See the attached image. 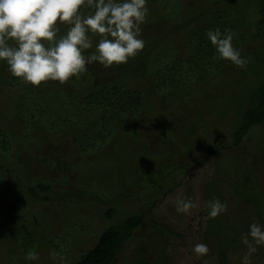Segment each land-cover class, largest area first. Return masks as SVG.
Returning a JSON list of instances; mask_svg holds the SVG:
<instances>
[{"label": "rangeland", "instance_id": "rangeland-1", "mask_svg": "<svg viewBox=\"0 0 264 264\" xmlns=\"http://www.w3.org/2000/svg\"><path fill=\"white\" fill-rule=\"evenodd\" d=\"M166 1L168 4L163 5L156 0H148L146 6L149 11L140 33L145 44L136 56L126 63L108 67L95 61L87 64L100 83L115 81L119 79L118 73L129 69L144 74V91L147 87L152 92H148L150 96L147 99L150 111L145 116H141L145 112L138 115V120L144 118L145 122L135 126L124 117H116L118 130L116 128L111 134L113 138L95 144L93 148L87 147L86 151L74 145L69 133L72 128L70 131L66 126L61 128L68 132L64 138L47 136L39 129L30 130V137L25 140L23 131L26 129L13 125L9 119L5 122L13 137V149L7 155H0V259L6 242H9L7 230L16 223L22 231L33 236L37 234L39 225L49 227V236L53 241H46L43 244L45 248L35 246L38 259L31 260V264H63L76 260L91 248L110 223L142 212L141 224L120 245L110 264H141L138 258H143L147 264H227L223 255H226L229 264H242L247 251L242 240L248 225L253 221L262 224L261 216L248 197L255 192L264 202V121L249 129L237 147L224 146L220 149L219 145L231 141L235 121L239 118L234 108V97L240 94L243 85L240 80L249 81L244 77L246 72L233 64H221L214 69L211 78L208 77V83L200 81L192 73L185 82L187 92L176 95L159 87L152 78L157 65L164 63L167 57L170 60L183 58L187 44L183 33L190 26L205 23L217 11H221L227 21L231 20L230 11L238 6L239 0ZM175 4L181 8L173 15L171 8ZM204 9L207 11L203 12ZM239 13L241 22L235 31L242 33L246 39L248 29L252 31L254 28L257 12ZM233 18L235 23L238 19L236 16ZM256 46L257 43L252 42L248 48ZM151 49L156 52L148 55ZM146 55L151 57L147 67L143 66ZM251 78L254 79V76ZM207 84L208 89L204 88ZM253 86L252 83L250 87ZM228 93L231 95L225 97ZM186 96L195 102L188 99V104H185ZM195 106L203 114L209 113L204 118L207 123L202 124H207L210 131L214 128L221 132L217 136L212 135L205 127L200 134L199 128L196 136L204 137L192 145L196 136L188 131L189 119L186 115L196 110ZM149 114L152 115L150 119L147 118ZM180 136L190 142L189 146L181 149H193L192 154H178L180 151L176 150L184 145L179 141ZM206 140L218 143L215 149L219 157L223 152L227 157L238 155L235 159L240 158L241 161L229 163V173L223 167L228 162L226 156L216 159L210 155L202 164L186 170V165L205 156L206 150L202 148L208 144ZM153 142L154 152H145L153 146L149 145ZM82 144L87 145L85 139ZM134 148H139L140 157L130 155ZM170 151L174 153L170 154ZM140 163L143 165L140 166ZM237 170L243 171L241 176H238ZM39 183L47 184L48 189H40ZM241 187L250 191L241 193ZM181 197L190 198L193 202L187 213L175 210ZM214 198L226 205V211L208 222L205 204ZM11 202H17L19 209H8L7 204ZM262 205L259 203L257 208H263ZM108 209H113L110 218L106 214ZM213 228L216 233L211 231ZM205 229L209 230L205 232ZM219 234L236 236V242L224 253L217 249ZM248 239L251 242V238ZM52 243L61 246L54 249V256ZM196 243H204L209 249L201 259L191 252V246ZM254 246L257 250L250 257L251 264H264V244Z\"/></svg>", "mask_w": 264, "mask_h": 264}, {"label": "trees", "instance_id": "trees-1", "mask_svg": "<svg viewBox=\"0 0 264 264\" xmlns=\"http://www.w3.org/2000/svg\"><path fill=\"white\" fill-rule=\"evenodd\" d=\"M156 1L163 5L164 3L168 4L166 0ZM237 4L239 10L236 5L235 9L230 11L232 14L231 20L229 21L223 17L221 11H217L215 14H212L211 18L205 23L198 24L196 27L187 26L189 29H187L186 33H183L187 40L183 58L174 57V60H170L167 57L164 59V63H159L157 65L154 77H152L155 78L159 87L170 90V94L173 95L187 92L184 89L186 85L185 82L190 78L189 76L192 73H194L200 81L208 83V77L211 76L215 68L221 64L231 66L232 63L216 57L214 46L211 45L206 37V31L208 29H219L223 32L227 28L235 32L232 43L236 48L240 49L241 56L247 58V66L242 69L246 72L244 77L249 81L247 83V81L244 82L243 79L240 80L243 83L240 94L234 97V108H236L235 111L239 113V118L238 121H235L236 123L231 133L232 137L230 143H220V149H224V146L237 147L240 145V141L249 129L264 121V0H239ZM231 5L232 3L230 6ZM167 6L168 5H165V7ZM169 7L171 8V6H168V8ZM180 8V5L175 4V6L171 8V13L174 15ZM81 10L85 14L90 12V9L86 7H82ZM204 11H207V9H204L203 12ZM239 11H243V13H247L248 11L253 13H255V11L257 12V20L254 23V28L252 31L248 29V36L246 39H244L242 33L235 31V28H237V25L241 22ZM235 16L239 21L237 20L234 23L235 18L233 17ZM56 26L59 29L57 35H63L67 31L68 25L65 22H59ZM184 35L182 37H184ZM92 40L93 48L84 50L85 55H89L95 51L94 46L97 37L92 36ZM252 42L257 43V46L253 49H249L248 45ZM155 50L158 51L157 48ZM155 50L151 49L147 54L153 55L156 52ZM148 55H146V59L144 60L143 66L145 67H147L148 61L151 59ZM120 73L117 75L119 79L100 83L97 81V76L94 71H92V68L86 65L85 72L70 77L69 80L65 81L63 84L58 81L48 80L42 81L38 86H33L23 82L17 77H13L7 71L6 64L0 61V155H7V153L13 149V141H11L13 137L7 130L8 124L5 123L7 119L12 121L13 125L21 129H26V131H23L25 140L29 139L30 130L34 131L39 129L44 131L47 136L64 138L68 132L61 128L66 126L68 131L72 128V132L70 131L69 133L71 134V139L75 143L74 145L85 151L88 150L87 147L93 148L95 144H99L100 142L104 143L106 140L113 138L111 134H113L114 130L117 128L114 120L116 117H124L135 126L141 125L145 122V119L141 118V121L138 120L139 113L145 112L141 115L145 116V114H148L150 111L147 99L151 91H149L147 87V92L144 91L143 83L146 80L144 79L145 75L142 73L138 74L136 70L133 71L130 69ZM132 73H134V75ZM252 76H254V79L251 78ZM211 82H213L212 79ZM252 83L254 86L250 87ZM204 88L208 89L209 85L207 84ZM166 94L168 95V93ZM230 95L231 94L228 93L225 97ZM246 95L248 97L244 98ZM210 98L213 100L211 96ZM188 99L195 102L190 99V97L186 96V100L184 101L185 104H188ZM195 109L196 110H192L185 115L186 118L189 119L188 131L196 136V130L199 128L200 134L205 127L208 128V131L210 130L207 124H202L207 123L204 118L207 117L209 113L206 112L203 114L196 106ZM179 112L182 114L181 110ZM147 116L148 115H146V117ZM151 117L152 115L149 114L147 118L150 119ZM220 132L221 131L214 128L210 131L212 135L216 134V136ZM203 137L204 135L196 136V140L192 139L193 141L191 144L193 145L194 141L198 143L199 139ZM83 139H85L88 146H83ZM179 141L183 142L184 145L182 147L179 146V149L176 150L180 151L178 154H180V156L192 154L193 149H181L186 145L189 146L190 142L182 136H180ZM154 144L155 142L149 144L153 146L148 147L147 151H144L148 152L149 150H153L154 152ZM216 144L218 143L213 141H209L208 144L206 143L202 148L206 150L205 156H201L199 159L197 158L195 162H192L193 164L186 165L185 169L188 170L194 167V165L202 164L210 155H213L216 159H221V155L225 157L226 155L222 151H220L222 153L219 157V152H216L217 149H215ZM138 149L139 148L131 149L133 153L130 155H132L133 158L136 157L135 155L140 157L138 153L141 151ZM169 153L172 154L174 152L170 151ZM200 153L203 154V152ZM237 156L238 155L226 156L228 162L224 164L223 167H225L229 173L228 164L233 160L237 163V161L240 160V158L235 159ZM191 159L190 157V162ZM45 160L44 158L42 159L44 162ZM142 165L143 164L140 163V166ZM242 172L241 170L238 171V176H241ZM38 187L40 189H48V185L43 183H39ZM211 188L212 187H210V189ZM245 190L246 192L250 191L247 187H241L239 192L243 193ZM44 199L47 200L48 197H44ZM248 199L253 203L254 209L256 208V213L261 216L262 224H264V205H262L263 208L261 206L257 208L259 203L264 204L263 198L260 194L257 195L253 192L252 196L249 194ZM7 207L10 210H17L20 206L17 202H11L7 204ZM259 209L263 210L261 211L262 213L258 211ZM106 214L107 217L110 218L113 214V209H108ZM142 214V212L130 214L120 221L110 223V225L101 231L91 248L87 249L85 253H81L76 260L63 264H110L120 248V245L128 240L133 230L141 224L143 219ZM213 220V218L211 219L207 215L208 222H212ZM27 225H29V223ZM48 228V225H39L37 234L33 236L26 231H22V227L17 223L9 227L10 230H7V239L9 242H6L0 264H23L24 262L31 264V260L27 258L26 254L29 251H34L36 245L45 248L43 244H46V241L48 243L53 241L49 236ZM207 230L209 229H205V232H207ZM211 231L216 233V229L214 228ZM38 234H40V236ZM219 236V247L217 246L219 252H226L228 250L227 248L236 242V236L225 234H219ZM58 246H60L59 243H52L53 252H56L55 250ZM223 257L224 263L229 264L226 260V255H223ZM137 260L140 261L141 264H147L143 258H138Z\"/></svg>", "mask_w": 264, "mask_h": 264}, {"label": "clouds", "instance_id": "clouds-1", "mask_svg": "<svg viewBox=\"0 0 264 264\" xmlns=\"http://www.w3.org/2000/svg\"><path fill=\"white\" fill-rule=\"evenodd\" d=\"M147 3L148 0H0V61L13 77L33 86L48 80L63 84L85 72L86 65L94 61L105 67L126 63L144 47L140 33L149 11ZM82 7L90 12L85 14ZM57 21L68 25L63 35H57ZM92 36L97 37L95 51L85 55L84 50L93 48ZM234 36L235 32L227 28L223 32L206 31L218 59L244 68L248 61L233 45ZM192 207L190 198L181 197L175 210L187 213ZM205 207L212 218L226 211V205L215 198ZM242 243L247 248L242 264H251L250 257L257 250L254 245L264 244V224L250 223ZM208 251L204 243L191 246L197 259ZM26 256L38 259L35 251Z\"/></svg>", "mask_w": 264, "mask_h": 264}]
</instances>
